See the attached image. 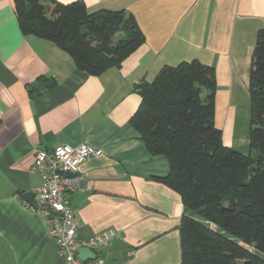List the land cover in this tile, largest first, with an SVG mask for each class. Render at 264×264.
Listing matches in <instances>:
<instances>
[{
    "label": "crops",
    "instance_id": "crops-1",
    "mask_svg": "<svg viewBox=\"0 0 264 264\" xmlns=\"http://www.w3.org/2000/svg\"><path fill=\"white\" fill-rule=\"evenodd\" d=\"M80 1L88 12L131 13L145 37L119 68L100 76L77 70L51 42L22 35L13 0H0V264H64L24 195L40 184L31 171L37 150L83 144L102 154L79 166L80 187L65 195L77 236L115 229L118 238L97 253L106 264H180L183 206L176 192L154 180L167 176V160L148 153L130 124L141 102L135 86L181 62L214 68V125L224 146L239 149L245 118L239 108L248 97L264 0ZM40 78L55 84L47 88Z\"/></svg>",
    "mask_w": 264,
    "mask_h": 264
},
{
    "label": "trees",
    "instance_id": "trees-1",
    "mask_svg": "<svg viewBox=\"0 0 264 264\" xmlns=\"http://www.w3.org/2000/svg\"><path fill=\"white\" fill-rule=\"evenodd\" d=\"M13 4L22 35L51 42L89 76L119 68L145 42L125 10L88 12L80 0ZM135 90L141 102L130 124L148 153L167 160V176L154 180L183 206L180 264H264V27L251 53L247 156L224 146L214 125V68L197 60L164 66Z\"/></svg>",
    "mask_w": 264,
    "mask_h": 264
},
{
    "label": "built area",
    "instance_id": "built-area-1",
    "mask_svg": "<svg viewBox=\"0 0 264 264\" xmlns=\"http://www.w3.org/2000/svg\"><path fill=\"white\" fill-rule=\"evenodd\" d=\"M101 154L100 149L85 144L78 147L63 145L49 152H35L31 171L39 178L40 184L32 192V204L26 206L45 220L49 235L55 240L64 264H106L97 257V253L108 249L118 238V232L113 228L104 229L88 239L79 238L74 213L65 197L80 187L82 177L78 176L79 166L87 159ZM66 174L72 176L67 177ZM83 248L95 253L96 258L80 259L78 252ZM131 256L132 252L126 253L127 258Z\"/></svg>",
    "mask_w": 264,
    "mask_h": 264
},
{
    "label": "rangeland",
    "instance_id": "rangeland-1",
    "mask_svg": "<svg viewBox=\"0 0 264 264\" xmlns=\"http://www.w3.org/2000/svg\"><path fill=\"white\" fill-rule=\"evenodd\" d=\"M49 15V13H48ZM120 35H117L115 39L119 38ZM247 95L248 97L243 99L241 101L243 103V108H239V110L243 113L244 115V120L239 123L241 126V129L239 133L243 135L242 141H241V147L239 149H236L238 152H240L242 155L247 156L250 152V141H249V121H250V98H249V91H248V86H247ZM235 148V147H233Z\"/></svg>",
    "mask_w": 264,
    "mask_h": 264
},
{
    "label": "water",
    "instance_id": "water-1",
    "mask_svg": "<svg viewBox=\"0 0 264 264\" xmlns=\"http://www.w3.org/2000/svg\"><path fill=\"white\" fill-rule=\"evenodd\" d=\"M67 177H71L72 174H66ZM24 198H26L28 200V202L30 204H32V200H33V193L29 192V193H26L24 195ZM87 257V259H94L96 258V254L93 253L92 251L88 250V249H80L79 252H78V257L80 259H82V257ZM83 260V259H82Z\"/></svg>",
    "mask_w": 264,
    "mask_h": 264
}]
</instances>
